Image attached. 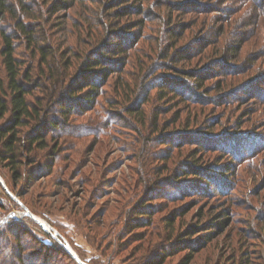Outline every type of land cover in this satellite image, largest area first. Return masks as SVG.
Masks as SVG:
<instances>
[{
    "label": "rangeland",
    "instance_id": "obj_1",
    "mask_svg": "<svg viewBox=\"0 0 264 264\" xmlns=\"http://www.w3.org/2000/svg\"><path fill=\"white\" fill-rule=\"evenodd\" d=\"M104 1L50 15L47 0H28L37 35L61 51H92L91 26L98 36L102 22L110 31L102 52L111 60L88 78L101 83L104 67L117 71L103 80L93 111L77 108L82 95L66 96L68 121L59 101L49 108L40 93L41 66L16 39L15 21L0 24L14 34L22 72L32 70L30 102L58 123L48 149H23L36 156L20 165L24 178L0 159L9 190L0 183V234L12 226L28 244L18 260L0 238L3 264L66 263L60 236L87 264H156L163 255V264H264V0H142L146 16L130 0L131 13L111 21L115 10ZM3 47L0 37L5 96ZM35 124L18 137L28 141ZM34 168L36 178H27Z\"/></svg>",
    "mask_w": 264,
    "mask_h": 264
},
{
    "label": "trees",
    "instance_id": "obj_2",
    "mask_svg": "<svg viewBox=\"0 0 264 264\" xmlns=\"http://www.w3.org/2000/svg\"><path fill=\"white\" fill-rule=\"evenodd\" d=\"M15 1L17 3L11 2L10 0H0V24L3 21L6 23L8 19L14 20L16 25L14 30V34H16L17 37L16 39L23 38L25 41H27V48L31 50L35 60H38V66H41L40 82L37 87L40 90V93H42L44 96H47L45 102L49 103V108L52 107L54 102L59 101L58 103L61 104V112L64 114L66 121H68L69 115L72 114L73 106H69L65 103L68 101H65L66 96L72 98L73 96L82 95L81 98L83 99V102L77 105V108L80 109V111L85 108H90L91 111H93L98 98L101 96V84H105V81L109 79V75L117 71L115 68H113V72L111 70L106 71L104 67L101 83H96L92 80H89L88 78V73L91 72V70L102 68L103 66L107 65V62L105 61L111 60L108 58L110 52H102L107 46L106 33L108 32L107 36L110 33V31L106 29V23H99L105 32L103 35L100 33L98 36V33L93 28V26L89 27V30L85 29V31L88 33L87 36L93 40V43H89L93 46L92 51L77 52L71 47L67 48L66 51H61V49H56L54 46L46 44V39L49 40L48 34L47 37L46 35H37V30L35 29L34 25L30 23L34 19H39L35 14L32 3H29L28 0ZM77 1L79 0H55L50 4V2L47 0V2L44 3L45 5L49 4L47 12L50 15H56V13L60 11L68 13L70 9L77 3ZM129 1L130 0H122L119 2V4H115V0L104 1V9L107 12L115 10L114 14L109 16L110 21L113 19H119L128 13H131L128 7H124ZM135 1L141 2L136 8V13H141L146 16L147 11L145 12L144 9H142V0ZM41 13L42 16L45 15L44 12ZM140 24H142V22ZM82 32H84V30H82ZM12 34H8L2 29L0 25V37L4 43L2 56L4 58V65L7 72L8 90L10 91V93L5 92L6 97L0 91V122L10 115L6 127H0V143H3V150L0 154V159L3 160L4 163H7L6 165L10 169L12 177L19 180L20 178H24L22 171L20 170V165H24V161L26 159V166H31V164H35V160L33 159L36 157L34 156V158L30 160L31 158L29 155L25 156L23 154V149L28 150V153L35 152V150L44 151L48 149L50 144L47 139L49 137L55 138L53 135L56 133L58 123L55 121L47 122V114L43 116L44 111L47 110L45 106H42L43 103L34 105L30 102L29 97L32 95L34 96L32 91L33 89H31L32 86L29 85V83L33 82L31 76L32 70L28 69L25 72H22L23 69L21 68V65H19L20 62L15 55L16 44L13 41ZM110 39L111 38H108V41ZM74 59L79 60V62L81 61L80 67L71 71V69H73L75 66ZM44 67H46L48 71L43 70ZM44 80H47L49 83H43ZM103 80L105 81L103 82ZM133 112L140 113V108H136ZM32 122H36V124L27 133L28 141L19 138V131L25 129ZM48 155L50 157L54 156L53 154ZM51 165H53V163L50 161L47 164V168H49ZM26 176L30 179L36 178L35 168L29 171L27 170ZM8 187L10 188L9 185ZM33 213L37 214L34 211ZM142 214H145V212ZM37 219L42 222L39 217H37ZM43 224L45 225L44 222ZM13 229L14 228L12 226L8 227L4 234H0V238H2L5 242V246L7 244V250L10 249L11 257L17 255L16 258L18 260L20 258L23 259L26 249L23 245L28 244H23L21 236L18 235V232L14 231L15 229ZM12 239L16 241L17 244L15 249L13 245H11V243L13 244ZM69 250L72 252V254H74L73 250L70 248ZM60 255H64L66 257V263L64 260L65 258H62L61 261L56 262L57 264H73L74 262H77L64 247L62 250H60ZM81 259L83 258L81 257ZM164 261L165 259L163 255L162 257L158 258L156 264H163ZM3 262L4 258L0 257V264H3ZM182 264H190V257H187Z\"/></svg>",
    "mask_w": 264,
    "mask_h": 264
},
{
    "label": "water",
    "instance_id": "obj_3",
    "mask_svg": "<svg viewBox=\"0 0 264 264\" xmlns=\"http://www.w3.org/2000/svg\"><path fill=\"white\" fill-rule=\"evenodd\" d=\"M0 183L3 185V187L9 192L7 186L5 185V183L3 182V180L1 179V176H0ZM11 195V193H10ZM19 201V200H17ZM27 214L30 215L32 218H34L42 227L45 228V225L43 224V222H41L40 220L37 219V217L32 214L29 210H27ZM46 229V228H45ZM47 230V229H46ZM49 231V230H48ZM50 232V231H49ZM57 238V237H56ZM66 248V250L72 255V257L79 263V264H87L85 262H83L79 256L77 255H73L72 252H70L69 248L67 246H64Z\"/></svg>",
    "mask_w": 264,
    "mask_h": 264
},
{
    "label": "built area",
    "instance_id": "obj_4",
    "mask_svg": "<svg viewBox=\"0 0 264 264\" xmlns=\"http://www.w3.org/2000/svg\"><path fill=\"white\" fill-rule=\"evenodd\" d=\"M52 230H53V229H52ZM54 231H55V230H54ZM57 238H58V237H57ZM60 238H61V239L63 240V242L65 243V244L63 243V245H64V246H67V241L65 240V238H63L62 236H60ZM61 239L58 238L59 241H61Z\"/></svg>",
    "mask_w": 264,
    "mask_h": 264
}]
</instances>
